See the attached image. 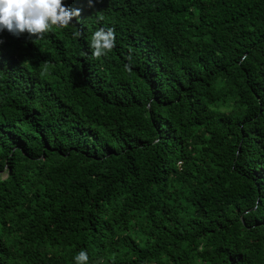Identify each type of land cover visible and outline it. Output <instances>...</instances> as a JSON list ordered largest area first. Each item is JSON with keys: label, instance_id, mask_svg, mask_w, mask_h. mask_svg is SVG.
Returning a JSON list of instances; mask_svg holds the SVG:
<instances>
[{"label": "trees", "instance_id": "1", "mask_svg": "<svg viewBox=\"0 0 264 264\" xmlns=\"http://www.w3.org/2000/svg\"><path fill=\"white\" fill-rule=\"evenodd\" d=\"M65 3L0 32V264H264V0Z\"/></svg>", "mask_w": 264, "mask_h": 264}, {"label": "clouds", "instance_id": "2", "mask_svg": "<svg viewBox=\"0 0 264 264\" xmlns=\"http://www.w3.org/2000/svg\"><path fill=\"white\" fill-rule=\"evenodd\" d=\"M94 6V0H88V7ZM81 15L80 8H69L65 0H0V32L7 31L13 36L27 33L40 37L55 25L61 29L68 28ZM80 31L72 33L79 38ZM3 41L0 40V43ZM115 30L101 26L90 37L91 54L94 57L105 56L115 47ZM131 60V57H129ZM130 65L126 64L128 68ZM75 264H88L89 255L81 249L74 257Z\"/></svg>", "mask_w": 264, "mask_h": 264}]
</instances>
